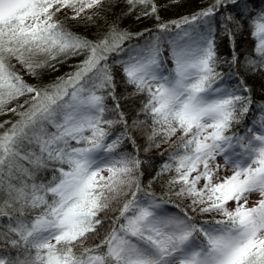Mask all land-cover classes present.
<instances>
[{
  "label": "snow or ice",
  "instance_id": "1",
  "mask_svg": "<svg viewBox=\"0 0 264 264\" xmlns=\"http://www.w3.org/2000/svg\"><path fill=\"white\" fill-rule=\"evenodd\" d=\"M124 3L155 28L121 29L116 0H0V264H264V103L245 75H264V0L167 21ZM164 144L145 184L141 151Z\"/></svg>",
  "mask_w": 264,
  "mask_h": 264
},
{
  "label": "trees",
  "instance_id": "2",
  "mask_svg": "<svg viewBox=\"0 0 264 264\" xmlns=\"http://www.w3.org/2000/svg\"><path fill=\"white\" fill-rule=\"evenodd\" d=\"M119 4V7L115 9H108L109 13L113 15V18L117 19L121 29L131 32L133 34L138 32H143L145 29H154L157 21L154 17L151 18H143L137 19L140 15L139 11L127 14V7L124 3V0H116ZM212 0H157V7L160 9L159 16L162 20H179L181 17L184 16H191L195 12L199 11L201 8L208 6ZM258 2V0H257ZM87 15H92V12L89 11ZM103 19V18H102ZM219 19V16L216 18ZM106 27L103 24L102 20L99 27H92L91 25L85 26L84 24L79 25L75 30L80 31L81 33H87L90 36H95L100 32L101 28ZM240 40V47L241 50L251 49L254 46V40L250 36L249 33H245L243 37H238ZM143 38H140L142 41ZM137 42L136 39H133V42ZM217 43L220 45L219 52L223 56H228L230 49L227 47L226 43L221 37H217ZM76 63L75 60L69 61V64ZM224 72H227L228 69L225 66L224 68L220 69ZM69 71L68 65H65L60 68L58 72H51L45 76L46 81L54 80L56 76L62 75L64 72ZM245 75L249 76L250 78L247 80V84L249 88L252 90V98L256 102L257 105L264 103V75L256 74L252 75L251 73H246ZM119 84V77L117 78ZM119 91L124 95H127L124 92V85L119 84ZM125 111H129V106H125ZM259 118V111L256 108H253L252 113L246 118V124H251L253 119ZM7 119H14L11 115L7 116H0V121L7 120ZM119 130V126L117 129ZM143 141H141L142 143ZM165 148H168V144H164L161 148L156 149L153 148L152 150L148 151L147 153L141 151V157H149L152 159L150 164H145L144 169L146 171V177L144 183L147 184L148 180L151 176L147 175V173H151L152 175L155 174V170H158L163 159H167V157L161 158L159 153L163 151ZM129 150H131L129 146ZM157 189L159 188V184L156 185ZM171 207V206H170ZM208 217H199V219H207Z\"/></svg>",
  "mask_w": 264,
  "mask_h": 264
},
{
  "label": "rangeland",
  "instance_id": "3",
  "mask_svg": "<svg viewBox=\"0 0 264 264\" xmlns=\"http://www.w3.org/2000/svg\"><path fill=\"white\" fill-rule=\"evenodd\" d=\"M140 42H143V40L140 41ZM132 43H136V42H135V41H134V42L132 41ZM256 198H257V197L254 196V197H252L251 199H252V200H255Z\"/></svg>",
  "mask_w": 264,
  "mask_h": 264
}]
</instances>
